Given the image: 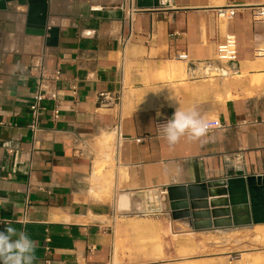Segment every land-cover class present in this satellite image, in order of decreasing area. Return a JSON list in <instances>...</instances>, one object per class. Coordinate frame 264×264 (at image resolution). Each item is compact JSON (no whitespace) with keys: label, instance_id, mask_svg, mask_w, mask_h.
<instances>
[{"label":"crops","instance_id":"0c3cea01","mask_svg":"<svg viewBox=\"0 0 264 264\" xmlns=\"http://www.w3.org/2000/svg\"><path fill=\"white\" fill-rule=\"evenodd\" d=\"M225 6L237 9L230 20L215 15ZM255 6L264 0L135 10L123 0H26L0 9V231L7 222L27 232L35 264H128L116 260V215L179 225L168 186L217 180L227 168L264 175V21L252 20ZM228 34L232 67L214 57ZM41 64L61 73L34 141L29 105ZM192 107L209 125L203 137L169 145L155 135L157 119Z\"/></svg>","mask_w":264,"mask_h":264},{"label":"rangeland","instance_id":"374dc122","mask_svg":"<svg viewBox=\"0 0 264 264\" xmlns=\"http://www.w3.org/2000/svg\"><path fill=\"white\" fill-rule=\"evenodd\" d=\"M231 73L233 80L238 78ZM141 215L134 211L123 217L116 215L112 224L116 260L120 254L128 264H264L261 258L264 246L256 243L251 235L255 225L193 232L185 225H173L159 216ZM242 233L248 238H240ZM207 236L215 239H207ZM192 237L195 243H199L195 253L178 246V242ZM249 255L255 258L240 261L241 256Z\"/></svg>","mask_w":264,"mask_h":264},{"label":"water","instance_id":"95a60500","mask_svg":"<svg viewBox=\"0 0 264 264\" xmlns=\"http://www.w3.org/2000/svg\"><path fill=\"white\" fill-rule=\"evenodd\" d=\"M26 0H0V9L7 3ZM166 0H135L138 9H155ZM47 22L39 24L43 33ZM52 35L54 28H49ZM235 63H229L232 67ZM171 220H179L193 232L229 229L264 224V175H247L243 170L226 169L223 178L198 184L170 185L166 188Z\"/></svg>","mask_w":264,"mask_h":264},{"label":"built area","instance_id":"2783aa9c","mask_svg":"<svg viewBox=\"0 0 264 264\" xmlns=\"http://www.w3.org/2000/svg\"><path fill=\"white\" fill-rule=\"evenodd\" d=\"M124 5L131 10H135V0H123ZM235 6L218 7L215 9V15L220 20H230L236 14ZM251 17L254 22L264 21V6H255L251 11ZM214 57L217 61L226 64L237 62V47L236 38L232 34L225 36L224 40L216 45ZM60 68L58 66L48 68L42 64L37 67L34 74V92L32 101L29 105L30 122L29 129L32 134V140H36L40 131V117L44 111V100H57L58 89L56 87L57 81L60 79ZM75 86L71 87L73 94L76 93ZM168 118H159L155 121V135L162 136L160 132L161 125L166 123ZM8 152H11L9 150ZM28 202H26L25 207ZM148 214V212L142 213Z\"/></svg>","mask_w":264,"mask_h":264},{"label":"clouds","instance_id":"9594fccd","mask_svg":"<svg viewBox=\"0 0 264 264\" xmlns=\"http://www.w3.org/2000/svg\"><path fill=\"white\" fill-rule=\"evenodd\" d=\"M208 123L194 108H178L160 128L161 135L169 145L176 144L181 137L198 140L208 131ZM36 243L27 232L7 224L0 231V264H35Z\"/></svg>","mask_w":264,"mask_h":264},{"label":"bare ground","instance_id":"6f19581e","mask_svg":"<svg viewBox=\"0 0 264 264\" xmlns=\"http://www.w3.org/2000/svg\"><path fill=\"white\" fill-rule=\"evenodd\" d=\"M249 87V86H248ZM249 89V88H248ZM119 198V197H118ZM134 198H136V197H134ZM159 199V198H158ZM121 200H125V202H127V199L126 198H121L120 199V202H122ZM160 200H162V199H160ZM119 201V200H118ZM162 202V201H161ZM118 205V204H117ZM119 206H120V204H119ZM130 206V205H129ZM118 208V207H117ZM247 235H249V234H247ZM251 235L253 236V240L256 242V243H258L259 245H263L264 246V224H262V225H255L254 227H253V230H252V233H251ZM237 236V235H236ZM240 238H248V236H246V234L245 233H242L240 236H239ZM207 239H210V240H213V239H215V237H213V236H207ZM252 240V239H251ZM178 242V241H177ZM177 244V243H176ZM178 246L181 248V249H185V248H187V250H189L191 253H193L195 250H196V248L199 246V243H195V241H194V239H193V237L192 238H190V239H187V240H183V241H180V243L178 242ZM195 253V252H194ZM197 253V252H196ZM188 256V255H187ZM248 258H250V259H254L255 258V256H252V255H249V257H247V256H245V257H242L241 256V262H244V261H246ZM261 258H263L264 259V255H263V257H261ZM207 262H201L200 264H206Z\"/></svg>","mask_w":264,"mask_h":264}]
</instances>
